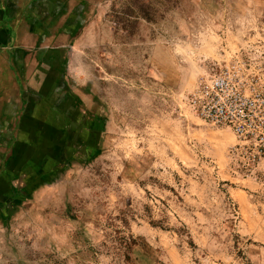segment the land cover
<instances>
[{
	"label": "rangeland",
	"instance_id": "374dc122",
	"mask_svg": "<svg viewBox=\"0 0 264 264\" xmlns=\"http://www.w3.org/2000/svg\"><path fill=\"white\" fill-rule=\"evenodd\" d=\"M0 11V264H264V155L190 107L216 67L264 84V0Z\"/></svg>",
	"mask_w": 264,
	"mask_h": 264
},
{
	"label": "built area",
	"instance_id": "2783aa9c",
	"mask_svg": "<svg viewBox=\"0 0 264 264\" xmlns=\"http://www.w3.org/2000/svg\"><path fill=\"white\" fill-rule=\"evenodd\" d=\"M190 102L204 123L229 129L264 155V84L255 75L235 65L216 67L199 78Z\"/></svg>",
	"mask_w": 264,
	"mask_h": 264
},
{
	"label": "crops",
	"instance_id": "0c3cea01",
	"mask_svg": "<svg viewBox=\"0 0 264 264\" xmlns=\"http://www.w3.org/2000/svg\"><path fill=\"white\" fill-rule=\"evenodd\" d=\"M0 11V63L1 65H4V68L6 67V65L8 66L9 64H13L14 58L11 60L10 56L13 57L12 53L10 52V50L12 49H8V43L9 41L13 40L14 41V45L15 43H20L19 41H22V33L19 35H15L14 37H11V35L9 34L8 31H6V26H8V21L5 19L4 17V12ZM11 48V47H9ZM15 49V48H14ZM16 60V64L20 67V69H22L21 71H14V76L13 78H15V82L16 84H13L10 82V86L8 87L7 92H5L3 94V100L7 99V102H11L10 105L12 104L13 101H15V99L17 100L18 98L15 96V93L18 92L19 95L20 91H23L24 88L21 86L20 82L17 83L19 81V79H21V76L23 74V68L21 65L18 64L17 59ZM18 67V68H19ZM18 70V69H17ZM8 83H9V76H8ZM4 90V89H3ZM22 97V95H21ZM9 99V100H8ZM3 100L1 101V103H4ZM3 111V112H2ZM5 113H8L4 110V106L0 107V128L1 129H8L11 128V125L9 123L8 117L6 116Z\"/></svg>",
	"mask_w": 264,
	"mask_h": 264
}]
</instances>
